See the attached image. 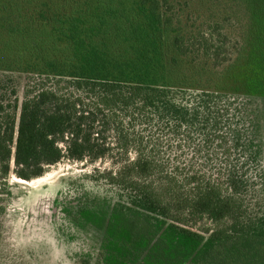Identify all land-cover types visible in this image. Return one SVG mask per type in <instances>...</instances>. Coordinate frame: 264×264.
<instances>
[{
    "label": "trees",
    "instance_id": "16d2710c",
    "mask_svg": "<svg viewBox=\"0 0 264 264\" xmlns=\"http://www.w3.org/2000/svg\"><path fill=\"white\" fill-rule=\"evenodd\" d=\"M60 2L70 8L52 12L41 0H0V182L12 162L28 180L63 159L114 156V183L126 194L109 212L76 208L81 218L106 224L108 264H264V216L242 207L264 152L253 102L260 90L231 91L225 87L234 79L213 71L209 58L188 59L196 42L185 41L167 8L162 80L151 71L155 42L143 38L141 25L111 23L112 10L90 0ZM138 2L154 22L157 0ZM259 17L264 24V9ZM257 34L264 62V25ZM124 41L147 53L139 66L111 57ZM260 68L254 85L264 89V63ZM23 70L34 86L20 100L9 72ZM204 217L231 222L205 236L191 227Z\"/></svg>",
    "mask_w": 264,
    "mask_h": 264
},
{
    "label": "rangeland",
    "instance_id": "374dc122",
    "mask_svg": "<svg viewBox=\"0 0 264 264\" xmlns=\"http://www.w3.org/2000/svg\"><path fill=\"white\" fill-rule=\"evenodd\" d=\"M63 0H41L42 9L55 12L63 7ZM84 3L86 0H80ZM94 5L101 4V10H112L110 22L118 19L120 27L129 24L141 25L146 34L143 38L155 42L150 56H156L157 65L151 67L158 78L164 79L166 72L167 43L163 35V12L172 16L174 25H179V32L185 41H195L196 47L188 54L190 58H209L213 71L234 79L227 85L231 91L254 92L260 90L253 102L258 106L260 120L259 134L264 147V89L254 85L259 80L255 72L263 64L260 50L262 20L259 12L264 3L258 0H157V17L152 22L148 5L138 0H90ZM103 2V3H102ZM89 5V4H88ZM87 5V6H88ZM100 9H91L98 12ZM258 11V13L256 12ZM261 24V25H260ZM110 41H114V37ZM146 42V41H145ZM153 44V43H152ZM202 49L197 51L198 47ZM151 50V47L148 46ZM205 49L209 57H206ZM115 53V54H114ZM142 49H134L130 42L124 41L110 50L111 57H116L125 65L139 63L144 58ZM147 54V53H146ZM198 54V55H197ZM153 68V69H152ZM146 71L145 69H141ZM149 70V68H148ZM112 72V71H111ZM106 72L114 76V72ZM30 71L9 72L22 100L30 82ZM200 78L198 74H193ZM227 77L229 80L230 78ZM214 82L218 79L213 75ZM33 79V78H32ZM206 75H202V80ZM220 85L222 83L219 81ZM258 96V98H257ZM133 156V152L130 153ZM118 159H115V161ZM114 156L91 162L63 159L50 165L43 175L32 179H23L11 170L6 180L0 182V264H108L104 256L106 224L96 225L93 221L81 218L76 213L78 205H95L111 211L114 201L125 195L114 183L117 162ZM258 181L251 188L245 206L252 216H264V152L258 172ZM243 218H240V222ZM231 221L213 222L204 217L192 221L191 227L205 236L228 226Z\"/></svg>",
    "mask_w": 264,
    "mask_h": 264
}]
</instances>
